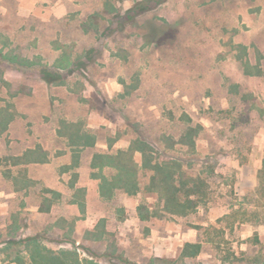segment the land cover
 Segmentation results:
<instances>
[{
    "label": "rangeland",
    "instance_id": "1",
    "mask_svg": "<svg viewBox=\"0 0 264 264\" xmlns=\"http://www.w3.org/2000/svg\"><path fill=\"white\" fill-rule=\"evenodd\" d=\"M67 1L0 12V264H264V0Z\"/></svg>",
    "mask_w": 264,
    "mask_h": 264
},
{
    "label": "trees",
    "instance_id": "2",
    "mask_svg": "<svg viewBox=\"0 0 264 264\" xmlns=\"http://www.w3.org/2000/svg\"><path fill=\"white\" fill-rule=\"evenodd\" d=\"M141 8L142 7L139 5L132 9L127 10L126 13L127 15H131L133 17L134 15H136V13ZM41 72L43 73V77H44L43 79L48 83L49 82L59 83L62 81L61 77L58 74L49 73L46 68L42 69ZM168 178L169 176H164V177L162 176L158 180L159 185H160L158 188H159L160 197L163 201V208L165 209V211L171 214H176V215L187 214L189 210H192L196 206V202L189 197L191 192L193 191H190L189 189H187L186 190L187 194H186L185 199L181 200V198L179 197V192L182 189H179L173 183L171 184V181H169ZM27 252L29 254L28 255L29 260H30L29 264H64V261H61L60 259L58 260L50 259L49 257H47V255L41 253V251L38 249H35L32 252L30 251H27ZM200 252H201L200 243L198 242L188 243L187 242L183 245V248L180 253V257L181 258H192V257L198 256ZM122 261L126 263L125 260H122ZM17 263L26 264L20 259V257H17Z\"/></svg>",
    "mask_w": 264,
    "mask_h": 264
},
{
    "label": "crops",
    "instance_id": "3",
    "mask_svg": "<svg viewBox=\"0 0 264 264\" xmlns=\"http://www.w3.org/2000/svg\"><path fill=\"white\" fill-rule=\"evenodd\" d=\"M0 0V12L6 13L9 8ZM63 1L58 0L51 3L50 0H14L15 8L18 12H25L28 15L39 18L41 22L47 23L51 18H64L67 13L66 5ZM69 1V0H68ZM67 1V2H68ZM63 81V80H62ZM61 140H63L61 138Z\"/></svg>",
    "mask_w": 264,
    "mask_h": 264
}]
</instances>
